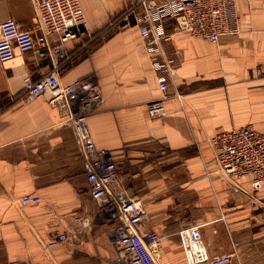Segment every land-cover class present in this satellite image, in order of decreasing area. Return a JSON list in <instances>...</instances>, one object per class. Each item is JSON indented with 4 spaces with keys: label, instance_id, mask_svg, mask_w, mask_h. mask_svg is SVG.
Returning <instances> with one entry per match:
<instances>
[{
    "label": "crops",
    "instance_id": "1",
    "mask_svg": "<svg viewBox=\"0 0 264 264\" xmlns=\"http://www.w3.org/2000/svg\"><path fill=\"white\" fill-rule=\"evenodd\" d=\"M133 0H80L88 22L56 55L47 49L16 53L0 63V264H118L114 225L90 197L72 108L48 95L23 94L56 65L62 85L94 81L103 96L90 114V136L118 168L128 195L146 211L142 226L160 235L159 264H188L181 233L195 229L210 257L264 264V187L230 181L216 171L210 139L253 125L264 131V0H236L239 35L215 43L177 33L161 44L172 61L167 115L150 119L147 104L163 98L158 72L136 27L112 28ZM7 20L31 30L30 0H0ZM49 37V46L57 47ZM25 195L39 196L23 205ZM76 217L87 218L82 225ZM60 235L68 240L57 242Z\"/></svg>",
    "mask_w": 264,
    "mask_h": 264
},
{
    "label": "built area",
    "instance_id": "2",
    "mask_svg": "<svg viewBox=\"0 0 264 264\" xmlns=\"http://www.w3.org/2000/svg\"><path fill=\"white\" fill-rule=\"evenodd\" d=\"M34 8L35 26L24 30L14 20L0 25V63L11 61L16 53L32 52L36 48L47 49L56 55V49L74 41L80 29H87L88 22L80 0H30ZM168 24L177 33H186L215 43L220 37L240 33V18L236 0H133L111 19L109 26L122 28L135 26L142 47L152 61V68L158 72V87L163 98L146 106L150 119L167 115L165 106L169 88V76L174 73L172 61L163 58L161 44L171 39L166 31ZM57 39V47L49 46V37ZM59 66L37 80L24 79L23 94L34 99L48 95L51 103L68 104L72 108L67 122L71 124L81 145L82 162L90 185V197L98 206L99 214L108 224L114 225L118 264H159L156 253L162 240L159 234L142 226L146 217L141 202L128 195L122 186L118 168L107 152L98 150L90 136L88 119L103 96L98 85L89 79L74 84L60 83ZM214 149L216 171L228 180H246L254 190L264 187V131L253 125L232 128L219 132L210 139ZM21 204L37 205L39 196H22ZM88 219L76 217L75 223L82 225ZM188 264H234L230 254L210 257L204 250L191 253V245L200 241L199 233L192 229L191 240L186 231L181 233ZM66 235H60L57 242H65ZM193 248V247H192Z\"/></svg>",
    "mask_w": 264,
    "mask_h": 264
},
{
    "label": "rangeland",
    "instance_id": "3",
    "mask_svg": "<svg viewBox=\"0 0 264 264\" xmlns=\"http://www.w3.org/2000/svg\"><path fill=\"white\" fill-rule=\"evenodd\" d=\"M238 14V13H237ZM240 18V17H239ZM240 33H241V30H240ZM240 33H238L237 35H239ZM49 97V96H48ZM112 160V159H111Z\"/></svg>",
    "mask_w": 264,
    "mask_h": 264
}]
</instances>
